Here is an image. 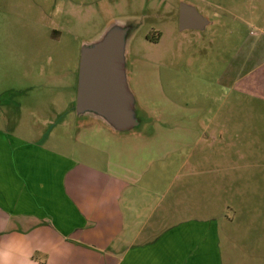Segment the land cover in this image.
<instances>
[{
    "label": "crops",
    "instance_id": "obj_1",
    "mask_svg": "<svg viewBox=\"0 0 264 264\" xmlns=\"http://www.w3.org/2000/svg\"><path fill=\"white\" fill-rule=\"evenodd\" d=\"M139 63L131 61L128 73L145 129L132 134L90 119L75 123L72 96L56 108L47 134L17 117L32 105H0V264H264L258 216L234 213L220 230L198 215L177 219L163 206L159 194L169 166L193 177L211 174L215 153L201 152L194 165L169 164L208 140L205 125L168 98L161 76L151 75L153 86L140 85L139 76L149 75ZM66 125L67 138H56V126ZM208 180L199 188L214 191L213 174Z\"/></svg>",
    "mask_w": 264,
    "mask_h": 264
},
{
    "label": "rangeland",
    "instance_id": "obj_2",
    "mask_svg": "<svg viewBox=\"0 0 264 264\" xmlns=\"http://www.w3.org/2000/svg\"><path fill=\"white\" fill-rule=\"evenodd\" d=\"M182 2L207 19L203 30H180ZM114 21L131 26L127 66L140 60L138 69L150 76H139L140 85L153 86L161 76L168 98L183 102L205 125L208 140L190 157H170L169 164L178 159L194 165L201 152L215 153L211 174L193 177L169 166L159 194L168 213L177 219L198 215L220 230L234 213L253 214L264 224V0H0L2 103L32 105L17 117L47 134L56 108L68 105L70 96L75 113L82 43ZM67 129L56 126L53 135L67 138ZM227 150L241 156L224 155ZM212 174L214 191L199 188Z\"/></svg>",
    "mask_w": 264,
    "mask_h": 264
},
{
    "label": "water",
    "instance_id": "obj_3",
    "mask_svg": "<svg viewBox=\"0 0 264 264\" xmlns=\"http://www.w3.org/2000/svg\"><path fill=\"white\" fill-rule=\"evenodd\" d=\"M207 24L193 6L180 4V30H203ZM130 30L128 24L114 21L97 38L82 43L79 53L75 116L118 134L140 125L127 66Z\"/></svg>",
    "mask_w": 264,
    "mask_h": 264
},
{
    "label": "trees",
    "instance_id": "obj_4",
    "mask_svg": "<svg viewBox=\"0 0 264 264\" xmlns=\"http://www.w3.org/2000/svg\"><path fill=\"white\" fill-rule=\"evenodd\" d=\"M2 102H3V101L0 99V105L3 104Z\"/></svg>",
    "mask_w": 264,
    "mask_h": 264
}]
</instances>
